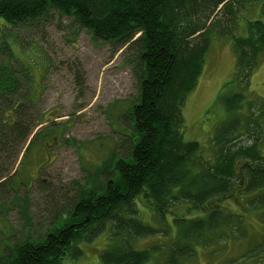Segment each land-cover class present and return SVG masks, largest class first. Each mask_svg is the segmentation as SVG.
<instances>
[{
  "label": "trees",
  "instance_id": "obj_1",
  "mask_svg": "<svg viewBox=\"0 0 264 264\" xmlns=\"http://www.w3.org/2000/svg\"><path fill=\"white\" fill-rule=\"evenodd\" d=\"M241 7L244 16L252 13L244 36L235 32ZM49 10L122 48L139 94L127 112L131 132L120 134L110 159L111 173L97 171L105 180L78 188L64 202L71 207L67 214L51 212L56 216L42 235L13 233L5 222L8 208L16 206L26 224L30 220L28 189L18 195L13 170L44 130L35 132L43 122L22 87L24 73L0 46V264H72L82 245L105 230L108 246L97 256L105 264H182L221 237L245 241L249 218L264 229V101L247 100L243 90L264 56V0H0V16L11 25ZM217 11L223 19H214ZM216 37H228L234 48L230 82L236 87L228 99L222 96L226 119L206 153L197 141L183 139L182 109ZM139 205L162 227L141 221ZM159 231L165 242L137 246ZM259 238L236 260L263 253L264 232Z\"/></svg>",
  "mask_w": 264,
  "mask_h": 264
},
{
  "label": "rangeland",
  "instance_id": "obj_2",
  "mask_svg": "<svg viewBox=\"0 0 264 264\" xmlns=\"http://www.w3.org/2000/svg\"><path fill=\"white\" fill-rule=\"evenodd\" d=\"M245 9L241 7L236 17L235 32L240 36L246 34V18L256 6L248 16L242 14ZM213 15L214 19H223L219 11ZM0 46L11 52V64L17 71L22 69V87L29 89L34 109L43 122L35 132L44 131L13 170L16 175L12 181L18 195L28 189L29 224L16 206L8 208L5 218L13 233L21 229L35 237L48 229L49 221L56 216L51 212L67 214L71 207L64 202L78 188L102 179L98 175L101 168L111 173L110 159L118 143L121 144L120 134L131 132L130 120L126 117L137 101L139 88L131 66L123 59L122 48L116 50L112 44L95 39L72 18L55 10L16 25L0 16ZM234 68L235 51L230 39L213 38L197 85L187 95L182 109L183 139L197 141L206 153H210L214 130L226 119L222 96L228 99L236 87L230 82ZM243 90L247 100L264 101V56L251 76V85ZM263 120L264 116L259 117V122ZM121 151L118 154L123 155ZM138 207L141 221L157 229L162 227L149 210ZM167 218L173 226L171 217ZM253 220L256 218L247 220L251 225H247L245 241L221 237L216 244L200 248L198 254L182 264H264L261 249L248 262L235 258L264 232L260 223L257 225ZM163 234L166 233L159 231L149 235L137 246L145 249L159 245L165 242ZM108 235L105 230L86 241L82 245L83 254L72 264H105L97 256L108 246Z\"/></svg>",
  "mask_w": 264,
  "mask_h": 264
}]
</instances>
